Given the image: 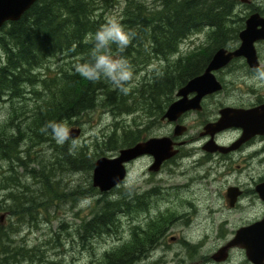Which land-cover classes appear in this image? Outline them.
Returning <instances> with one entry per match:
<instances>
[{"label": "trees", "instance_id": "trees-1", "mask_svg": "<svg viewBox=\"0 0 264 264\" xmlns=\"http://www.w3.org/2000/svg\"><path fill=\"white\" fill-rule=\"evenodd\" d=\"M119 1L37 0L18 20L8 22L0 29V49L3 55L0 57V100L23 97L25 92L27 93L24 90L27 85L31 86L30 93L38 100L30 119L28 118L23 126L16 124L11 129L16 133L9 131L10 127L0 129V158L9 162L6 170L9 179L0 176L5 181L0 188L7 192L6 201H10L5 213L8 217L20 219V223L27 221L24 220L26 215L32 218L39 208L46 210L57 199L67 197L81 200L82 194L96 193V189L89 186L83 189L82 193L81 186H78L75 187L78 189H72L68 193L60 191L59 182L53 181L56 167L66 165L70 170L81 169L89 172L94 166V158H88L85 149L68 148L63 146L64 144L55 146L56 160L52 158V163L39 166L35 180L41 184L40 187L28 189L27 184L15 172L13 164L18 162L19 167L26 166L17 140L20 142L23 136H27L30 141L53 143L52 133L42 131L47 123L54 122L57 125L55 134L60 135L66 123L84 112L93 110L98 104L113 107L119 110L118 113L128 112L141 102L143 105L150 104L152 108L155 104L154 111L156 105L162 102L165 108L171 102L175 90L204 69L213 49L221 46L228 33L222 27L225 15L223 0H155L156 4L152 7L147 6L143 0H123L121 16L113 20L126 30L134 32L135 36L123 53L114 45L111 51L112 54L118 53L126 57L131 66L135 63L146 64L148 56L152 54L168 60L178 52L180 42L189 35L198 33L206 26L212 28L208 33L211 41L207 46H201L173 62L166 61L168 63L163 71L152 73L151 81L145 79L138 88L139 94H143V100L130 102L128 100L132 96L136 97L132 90L128 89L127 93H122L112 88L107 81L89 82L77 72L78 65L90 54L91 34L109 21L102 14L103 10H110ZM60 55H64V62L59 64L57 72L52 76L41 77V68L46 67L49 60ZM137 58H143V61ZM101 98L103 101L100 103ZM113 108L112 111H116ZM139 136V130L123 131L120 137L116 135V131H112L106 138L103 137L106 139L103 146L106 151H118L139 140ZM26 152V155H29L28 151ZM31 172H28L30 176ZM116 190L117 196L121 195L125 200V188ZM28 193H31V196L26 197ZM106 194H99V197L94 198L95 202L91 203V218L83 220L77 227L81 232L83 244H90L89 239L97 236L95 234L99 236L116 231L119 222L117 215L125 212L126 203L123 200L117 198L112 201L111 196ZM11 243L12 239L0 224V249L4 254L0 264H12L16 257L19 258L13 251H22L24 247L16 245L17 249L13 250ZM25 250L27 257H30L28 250ZM107 253L104 252L99 264H126L125 244L115 248L110 254ZM9 259L13 261L10 263Z\"/></svg>", "mask_w": 264, "mask_h": 264}, {"label": "flooded vegetation", "instance_id": "flooded-vegetation-1", "mask_svg": "<svg viewBox=\"0 0 264 264\" xmlns=\"http://www.w3.org/2000/svg\"><path fill=\"white\" fill-rule=\"evenodd\" d=\"M223 3L225 15L222 27L228 33L221 46L213 49L210 58L219 48L230 53L241 46L240 35L247 29L248 20L253 14L258 16L250 26L257 31L264 29V0H223ZM258 35H264V31ZM253 45L255 66H251L242 54L233 56L215 70L214 75L221 82V90L204 95L199 110L185 111L175 121L162 118L168 106L180 98L176 95L179 87L165 108L162 102L156 105L155 111L146 110L145 124L137 129L140 132L139 140L127 147L153 138H167L175 153L156 169L153 168L154 156L149 153L127 164L126 179L121 184L127 191L126 213L123 214L127 218L129 232L125 242L126 264H264V256L257 249L253 260L249 258L243 238L244 232L254 237L260 235V230L254 231V226L264 221V199L257 190L264 185V133L251 134L238 143L243 133H248L241 126L218 132L205 130L208 124L218 120L219 112L224 108L242 112L241 122L264 124V87L258 91L259 87L248 82L250 85L242 87L244 91L235 102L228 101V94H223L227 100L224 102L218 97L220 92L227 89L224 79L227 75L240 72L244 77L251 78L264 72V38L256 39ZM195 95L194 92L189 93L187 98L192 99ZM214 99L219 101V106L211 111L209 105ZM248 111L250 113L244 115ZM195 117L197 132L193 135L190 134L189 123ZM176 126L182 128L181 134H175ZM117 154L115 152L112 157ZM139 161L146 163L145 187H138L134 179H128L129 168ZM163 173L187 176L183 186L195 184L198 193L202 191L209 197L203 199L202 204L184 199L183 202L189 206L185 212L179 210V203L175 204L178 200L158 203V196L166 190L161 176ZM121 185L112 189V197L117 196L115 190ZM196 201H200V198L197 197ZM81 242L83 244V239Z\"/></svg>", "mask_w": 264, "mask_h": 264}, {"label": "rangeland", "instance_id": "rangeland-1", "mask_svg": "<svg viewBox=\"0 0 264 264\" xmlns=\"http://www.w3.org/2000/svg\"><path fill=\"white\" fill-rule=\"evenodd\" d=\"M143 1L149 7H152L156 4L155 0ZM123 7L124 2L123 0H120L119 3L113 6L110 10L106 11L104 9L102 14L108 20H113L115 18L119 19ZM210 31V28L205 27L198 33L190 35V38L188 37L189 39L186 38L183 42H181L179 46V53L188 54L189 52L196 50L201 46H207L210 42V39L208 37V33ZM110 54L114 57L120 56L118 53L112 54V51ZM2 56V51L0 49V57ZM63 56L64 55H60L56 58H53L52 60H49L47 66L41 68L40 76H52L54 73H56L59 64L64 62ZM174 57L177 58L178 56L169 57V60H174ZM139 59L143 61V58H137V60ZM165 62L166 60L164 61L163 58H157L153 55H150L147 58L146 64L139 65V63H135L132 65L134 75L132 81L128 85V89L132 90L133 95H136V97L132 96V98H130V100L128 101L131 102L136 100L137 102H139L138 100H143V94H139L138 88L141 86L145 79L151 81L152 73H159L163 71V69L166 68L165 66L167 64ZM224 79L227 85V89L225 90V92H220L221 94L218 95V97H220V101L222 102L227 101L223 98V94L229 95L228 101H237V96H239L240 93H243L244 91L243 88L247 87V85H250L248 84V82H251L259 87L258 91L263 90L264 87V79H260L258 77H244L240 72H235L227 75L226 77H224ZM24 90H26L27 93L25 92L23 97L10 99V101L8 98H6L8 100L5 99V101L4 99L0 100V129H2L3 127H10L9 131H12L11 129H13L16 124H21V126H23L28 118L30 119V116L33 114L38 100L33 93H30V91L32 90L31 86L27 85ZM102 101L103 99L101 98L100 103ZM209 102L211 101L209 100ZM218 102L219 101L216 99L212 100V103H210L209 105L211 111L215 110L219 106ZM113 109L119 111L115 108ZM147 109L150 112L153 111V108L150 104L143 105V102H141L140 104H136L134 109L131 108V110L129 111L130 114L127 112L118 114L116 116L112 114L113 111L111 112L110 106L103 107L102 104H98V106L94 108L93 111L89 110L87 112H84L85 114L82 113L83 115L81 114L80 116L76 117L74 120H72V122L66 123L64 130L69 131L71 128L75 127L79 128L80 134L76 138H69L65 143H63V146L68 148L81 147L85 149L87 157L94 158V162L100 156L105 155L110 157L115 154L116 151H106V147L103 146V142L106 139H104L103 136L106 138L108 133L111 134L112 131H116V135L118 137L122 136L123 131H138L137 129H141L142 125L145 124L144 114ZM196 123V117L190 120V134L194 135V133L197 132ZM113 125L115 127H113ZM12 133H16V131H12ZM96 140L98 141V143H96ZM53 144L55 145L53 146ZM59 145L61 144L56 143L55 139L53 140V143L30 141L27 136H23L22 141L20 142L19 140H17V146L20 149L22 156L24 157L23 161L26 163V166L21 168L19 167L18 162H14L13 164L15 172L17 171V174L19 173L18 176L25 184H27L28 189H38L40 187L41 184H39L35 180L38 177L37 172L40 169L39 166L52 163V158H54L55 160L57 159L55 157L54 151L56 150L55 146L60 147ZM26 151H28L29 155H26ZM97 153L102 155L98 156L96 155ZM8 164L9 162L7 160L0 158L1 174L2 172H5L7 170ZM145 167L146 163L144 161H139L135 165H133V167L129 168L128 179H134L137 182L138 187L145 185V183L143 182ZM54 171L56 174L54 175L55 177L53 178V181L56 180L59 182L58 185L60 191L68 193L72 189H78L75 187L81 186L83 193V189H87L89 188V186L92 187V170L87 172L80 169L75 172V170L68 169L66 165H61L56 167ZM28 172H31V176ZM32 173L34 174V177H32ZM161 176L164 179V188L166 190L163 194L161 193L158 196V203L178 200L177 202H175V204L178 205L179 203V210L185 212V209L189 208V206H187L186 203L183 202L184 199H189V201L196 204H202L203 199L209 197V195H204L202 191H199L198 193L196 186H194L195 184L187 183L185 186H183L185 184V181H187L188 179L187 176H179L177 174L169 176L166 173L161 174ZM3 182H5L4 179L0 178L1 185H3ZM122 186L123 185H121V187ZM97 193H99L97 189L96 193H84L82 194L83 197L81 200H72L68 199L67 197L60 198L56 200L57 202L55 204L49 206V209L47 208L46 210H42L39 208V211L34 214L32 218L26 215V218L24 220L27 221L21 223L19 222L20 219H18L17 217L6 216V218H4L3 222H0V224L3 226L4 231H6L9 237L12 239L11 247H14L13 250L17 249L15 248L16 245L24 247L22 251H19L18 249L16 251H13L17 255H19V258L16 257L14 259V262H12L13 259H9L10 263L99 264L103 259L104 252H111L115 249V247L118 248V246L120 247L121 245L125 244L126 240L129 237V232L127 218L123 214H120L118 216L119 224L116 231H113L114 233L109 232L99 236L91 237L89 239L90 244H82L81 239L83 238L79 235L81 232L76 225L80 223L79 221H81V219L85 220L89 218L92 209L91 203L95 202L94 198L99 197V194ZM6 194V191L0 192V201L10 203V201H6L5 199ZM28 194L29 195L25 196H31V193ZM87 194L91 195L86 197L85 195ZM106 195H110L112 197V190L107 192ZM197 197L200 198V201H196ZM75 202H77L76 205L74 204ZM76 209H79V211L82 212H79ZM68 212L70 214H68ZM82 216L84 219L82 218ZM5 223H7V225H5ZM25 249L28 250L30 257H27ZM21 256H24V258ZM3 257L4 254L0 249V260ZM1 264L4 263L2 262Z\"/></svg>", "mask_w": 264, "mask_h": 264}, {"label": "water", "instance_id": "water-1", "mask_svg": "<svg viewBox=\"0 0 264 264\" xmlns=\"http://www.w3.org/2000/svg\"><path fill=\"white\" fill-rule=\"evenodd\" d=\"M37 0H0V29L6 22H13L18 20ZM257 14H253L248 20V27L242 31L241 46L233 52L226 53L225 49H217L210 58L208 65L202 74L189 79L182 87H180L176 93L179 99L172 102L166 109L162 118H166L168 121H175L185 111L191 109L199 110L201 105V98L208 94L219 91L222 87L220 81L217 80L213 71L224 66L233 56L245 55L247 61L251 66H255L256 53L254 50V41L256 39L264 38V35H258L261 30H254L251 27V23L254 22V18ZM196 93L192 99H188L189 93ZM264 109V106L262 107ZM220 116L214 123H210L205 127L208 132H218L225 128L232 126H241L244 132L248 130V133L238 141L242 142L254 133H264V124H246L241 122L242 112L237 109L224 108L220 110ZM250 111L244 112V115H248ZM183 132L180 126H176L175 134H181ZM69 138H76L80 134L79 128H71L68 132ZM169 140L167 138H153L145 142H138L132 147H125L119 150L117 156L107 157L100 156L95 160L92 170V186L97 188L101 193H105L118 186L126 178L127 168L126 164L132 159L149 153L154 156L153 168L156 169L160 163L172 156L175 151L172 150ZM218 149L222 150L221 147ZM212 150V149H208ZM259 195L264 199V185L259 189L257 188ZM5 213L0 214V222H3ZM253 229V226L250 228ZM260 230V235H249L244 232V245L247 248V254L250 259L253 260L254 252L259 251L261 256H264V221L254 226V231ZM241 235V233H240ZM263 264V263H261Z\"/></svg>", "mask_w": 264, "mask_h": 264}, {"label": "clouds", "instance_id": "clouds-1", "mask_svg": "<svg viewBox=\"0 0 264 264\" xmlns=\"http://www.w3.org/2000/svg\"><path fill=\"white\" fill-rule=\"evenodd\" d=\"M135 33L126 30L115 20H109L91 34V51L88 58L77 67V72L89 82L107 81L114 89L127 93L128 85L133 79V68L126 57L112 56L111 48L114 45L120 53H123ZM258 78L264 79V72L259 73ZM57 125L54 122L47 123L42 131H50L56 143L63 144L69 137L67 130L60 135L55 134Z\"/></svg>", "mask_w": 264, "mask_h": 264}, {"label": "bare ground", "instance_id": "bare-ground-1", "mask_svg": "<svg viewBox=\"0 0 264 264\" xmlns=\"http://www.w3.org/2000/svg\"><path fill=\"white\" fill-rule=\"evenodd\" d=\"M74 2V1H73ZM120 6V5H119ZM215 12V11H214ZM223 15V14H222ZM225 21H227V20H225ZM226 24V23H225ZM224 26V25H223ZM207 28H210V29H212L211 28V26H206ZM205 28V27H204ZM167 29V28H166ZM208 30V29H207ZM59 31V30H58ZM188 37V36H187ZM190 38V37H189ZM188 38V39H189ZM183 42V41H182ZM179 43V42H178ZM150 47V46H149ZM149 47H147V48H149ZM176 49V48H175ZM144 50V49H143ZM142 50V51H143ZM150 50V49H149ZM179 50H180V48H179ZM189 51H190V49H189ZM188 51V52H189ZM176 52V51H175ZM180 52V51H179ZM190 53V52H189ZM148 54V53H147ZM151 54V53H150ZM171 54V53H170ZM185 54V53H184ZM138 55V54H137ZM144 55V54H143ZM146 55V54H145ZM153 55V54H152ZM173 55V54H172ZM136 56V55H135ZM147 57V56H146ZM163 57H164V55H163ZM152 58V57H151ZM164 59V58H163ZM174 59H176L175 57H174ZM178 59V58H177ZM166 59H164V61H165ZM169 60V59H168ZM168 60H166V61H168ZM171 60H172V58H171ZM162 61V60H161ZM170 61V60H169ZM132 62V61H131ZM145 62V61H144ZM152 62V61H151ZM172 62H173V60H172ZM176 62V61H175ZM2 63V62H1ZM165 63H168V62H165ZM165 63H164V65H165ZM148 64V63H147ZM137 66V65H136ZM149 66V65H148ZM160 66V65H159ZM6 100H8V99H6ZM5 101V100H4ZM10 101V100H9ZM2 102V101H1ZM103 106V105H102ZM107 109V108H106ZM110 110H111V112H112V107L110 108ZM131 110V109H130ZM129 110V111H130ZM93 111V110H92ZM104 111V110H103ZM109 111V110H108ZM129 111H128V113H129ZM134 112V111H133ZM132 112V113H133ZM121 113H127V112H120V113H118L117 111H114L112 114H114V115H118V114H121ZM85 114V113H84ZM111 114V115H112ZM130 114V113H129ZM83 115V114H82ZM80 116V115H79ZM113 117V116H112ZM5 120V119H4ZM9 120V119H8ZM72 120H74V119H72ZM76 120H78V119H76ZM75 120V121H76ZM9 122V121H8ZM67 122V121H66ZM72 122V121H71ZM5 123V122H4ZM75 123V122H74ZM77 124V123H76ZM80 125V124H79ZM78 125V126H79ZM83 125V124H82ZM118 125V124H117ZM132 125V124H131ZM113 127H115L114 125H113ZM113 127H112V129H113ZM134 129V128H133ZM120 133V132H119ZM108 135H109V133H108ZM107 135V136H108ZM120 136V135H119ZM104 137V136H103ZM110 137V136H109ZM105 138V137H104ZM108 138V137H107ZM99 139V138H98ZM119 140V139H118ZM118 149V148H117ZM116 151V150H115ZM35 155V154H34ZM2 159V158H1ZM17 164V163H16ZM177 164V163H176ZM175 165V164H174ZM173 165V166H174ZM180 165V164H179ZM172 166V167H173ZM10 167V166H9ZM177 166H175L174 168H176ZM11 169H12V167H10ZM1 170V169H0ZM13 170V169H12ZM23 171V170H22ZM1 172V171H0ZM13 172V171H12ZM17 172V171H16ZM76 172V171H75ZM6 173V174H5ZM4 174V176L7 178L8 177V174H7V172L5 171V172H2V174L0 173V176L1 175H3ZM14 174V173H13ZM19 174V173H18ZM8 179H9V177H8ZM13 180V179H12ZM7 183V182H6ZM8 184V183H7ZM0 186H2L1 184H0ZM121 188H125L124 186H122ZM2 191V188H0V192ZM127 192V191H126ZM126 192L125 193H123L124 194V196L126 197ZM118 192L116 191V194H117ZM121 194V193H120ZM122 194V195H123ZM113 196V195H112ZM114 196H115V194H114ZM108 197V196H107ZM122 196L121 195H119V196H115V197H111V199H112V201H116L117 200V198H119V200H123L124 201V203H126L127 201V199L126 200H124V199H122L121 198ZM70 199V198H69ZM58 200V199H57ZM57 201L55 200L52 204H50L49 206H52L53 204H55ZM59 202V201H58ZM62 202V201H61ZM120 202V201H119ZM60 203V202H59ZM72 203V202H71ZM76 203L77 202H75L74 204L76 205ZM10 205V203H6L5 204V202L3 201V204H0V207H1V210H0V212H5V211H8V209L6 208V207H8ZM74 205V206H75ZM78 206V205H77ZM79 207V206H78ZM72 208V207H71ZM141 208V207H140ZM49 209V208H48ZM63 209V208H62ZM137 209V208H136ZM70 210H72V209H70ZM77 210V209H76ZM84 210V209H83ZM50 211V210H49ZM64 211H67V210H64ZM74 211V210H73ZM77 211H79V209L77 210ZM132 211V210H131ZM136 211V210H135ZM79 212H82V211H79ZM128 212V211H127ZM123 213H126V212H123ZM48 214V213H47ZM68 214H70L69 212H68ZM118 214V213H117ZM50 215V214H49ZM63 215V214H62ZM86 215H88V214H86ZM61 216V215H60ZM125 216V215H124ZM51 217V216H50ZM113 217H115L116 218V216H113ZM81 218V217H80ZM82 218H83V216H82ZM89 218H91V215L89 216ZM58 219V218H57ZM84 219V218H83ZM114 219V218H113ZM77 220V219H76ZM55 221V220H54ZM82 219H81V221H79L80 223L78 224V225H76L77 227L79 226V225H81V223H82ZM62 222V221H61ZM4 224V223H3ZM119 224V223H118ZM121 224V223H120ZM5 225H7V223H5ZM120 226V225H119ZM65 227V226H64ZM62 228V227H61ZM19 229H21V228H19ZM64 230V229H63ZM114 233V232H113ZM112 233V234H113ZM59 235V234H58ZM95 235H97L98 236V234H95ZM108 235V234H107ZM93 240H95V239H93ZM93 242V241H92ZM92 246V245H91ZM119 247V246H118ZM85 248V247H84ZM116 248V247H115ZM111 250V249H110ZM109 250V251H110ZM109 253V252H108ZM107 253V254H108ZM110 254V253H109ZM93 261V260H92ZM97 263V262H96Z\"/></svg>", "mask_w": 264, "mask_h": 264}]
</instances>
